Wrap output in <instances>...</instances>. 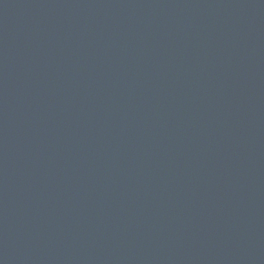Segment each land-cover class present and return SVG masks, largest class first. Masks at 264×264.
<instances>
[{"label": "water", "instance_id": "obj_1", "mask_svg": "<svg viewBox=\"0 0 264 264\" xmlns=\"http://www.w3.org/2000/svg\"><path fill=\"white\" fill-rule=\"evenodd\" d=\"M0 264H264V0H0Z\"/></svg>", "mask_w": 264, "mask_h": 264}]
</instances>
